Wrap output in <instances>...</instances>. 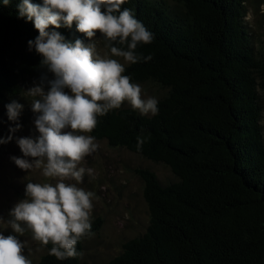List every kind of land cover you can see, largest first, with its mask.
Returning a JSON list of instances; mask_svg holds the SVG:
<instances>
[{
    "label": "trees",
    "instance_id": "16d2710c",
    "mask_svg": "<svg viewBox=\"0 0 264 264\" xmlns=\"http://www.w3.org/2000/svg\"><path fill=\"white\" fill-rule=\"evenodd\" d=\"M20 2L0 0V104L35 75L53 77L29 50L39 32L19 16ZM121 7L154 33L137 48L152 59L125 74L163 90L159 111L142 115L122 105L98 117L89 135L161 163L173 178L134 169L147 224L94 264H264V37L257 40L245 19L247 0H125ZM52 30L73 43L89 40L75 22ZM91 225L95 234L101 219ZM51 247L32 264H84L81 257L57 260Z\"/></svg>",
    "mask_w": 264,
    "mask_h": 264
},
{
    "label": "clouds",
    "instance_id": "9594fccd",
    "mask_svg": "<svg viewBox=\"0 0 264 264\" xmlns=\"http://www.w3.org/2000/svg\"><path fill=\"white\" fill-rule=\"evenodd\" d=\"M10 2L3 0L5 6ZM124 3L125 0H21L18 5L19 16L32 21L39 32L28 41L29 50L34 48L42 56L41 64L53 78L42 75L39 85L26 93L37 114L34 122L39 136L17 138L24 158L11 159L20 169L40 170L43 177L55 179V183L29 181L26 199L13 206L9 219L0 216V225L18 234L5 236L0 232V264H32L25 255L28 242L18 239L26 231L43 246L51 243L48 254L57 260L83 258L77 245L94 235L91 219L93 201L98 199L95 192L79 186L85 175L93 176V169L81 166L82 161L99 148L89 133L97 127L98 117L120 109L125 102L142 115H156L159 111L158 98L147 96L144 86L125 74L128 65L152 59L137 48L151 44L155 36L132 9H122ZM73 22L91 42L78 38L73 43L59 32L49 31V26L71 28ZM97 32L103 37L102 51L93 39ZM6 108L9 120L17 121L23 105L12 101ZM20 127L16 124L9 131L14 133ZM12 139V135L0 138V144ZM137 139L139 149L143 139Z\"/></svg>",
    "mask_w": 264,
    "mask_h": 264
},
{
    "label": "rangeland",
    "instance_id": "374dc122",
    "mask_svg": "<svg viewBox=\"0 0 264 264\" xmlns=\"http://www.w3.org/2000/svg\"><path fill=\"white\" fill-rule=\"evenodd\" d=\"M262 6H264V0H247L245 19L257 40L264 37V7ZM93 39L97 40V47L102 51L104 41L101 34L97 32ZM89 42L91 41L88 40L86 43ZM45 74L49 79L53 78L47 73L37 74L29 82L27 89L0 104V138L6 139L9 135L13 136L10 142L0 144V216H3L5 220L10 218L8 214L13 206L26 199L25 188L29 181L55 183V179L43 177L40 170L20 169L11 159L12 156L24 158L16 143L17 138L35 139L39 136L34 122L37 114L32 111V98L26 93L30 88L39 85L41 76ZM139 84L144 86L147 96L158 98L163 92L155 84ZM47 87L45 85V90ZM12 101L23 105L17 121H10L7 115L6 105ZM123 105L130 106L128 102ZM262 120L264 124V110ZM16 124L21 125L20 129L10 133V128H15ZM96 141L99 144L98 150L87 156L81 163V166L93 169V176L85 175L83 183L79 186L96 193L98 199L93 201L92 219L99 217L101 225L93 236L84 241L82 251L84 264H94L97 260L116 255L121 250L123 242L144 230L148 216L141 194L142 183L134 172L135 168L151 169L162 182H168L173 178L169 169L161 163L146 160L123 148L108 146L102 139H96ZM27 159L31 161L32 158ZM66 182L74 183L75 181ZM0 232H3L5 236L18 235L4 225H0ZM18 239L28 242L25 255L29 256L32 263L36 262L45 251V246L32 239L30 231H26L23 236H18Z\"/></svg>",
    "mask_w": 264,
    "mask_h": 264
}]
</instances>
